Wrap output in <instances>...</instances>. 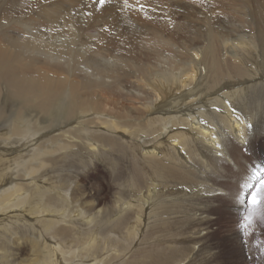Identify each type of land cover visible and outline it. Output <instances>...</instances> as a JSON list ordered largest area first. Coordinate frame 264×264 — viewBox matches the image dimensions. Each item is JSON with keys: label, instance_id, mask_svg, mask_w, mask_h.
<instances>
[{"label": "bare ground", "instance_id": "6f19581e", "mask_svg": "<svg viewBox=\"0 0 264 264\" xmlns=\"http://www.w3.org/2000/svg\"><path fill=\"white\" fill-rule=\"evenodd\" d=\"M65 1L0 0V264H264V0Z\"/></svg>", "mask_w": 264, "mask_h": 264}, {"label": "rangeland", "instance_id": "374dc122", "mask_svg": "<svg viewBox=\"0 0 264 264\" xmlns=\"http://www.w3.org/2000/svg\"><path fill=\"white\" fill-rule=\"evenodd\" d=\"M88 1L89 0H84L82 2L83 5H78L77 8L81 9V10H84L87 6L89 8H91L93 3L91 2L89 4ZM65 2L70 3V2H68V0H66ZM163 2L166 3L167 1L163 0ZM86 3H88V4H86ZM84 5H86V6H84ZM198 6H200V5H198ZM173 7H175V6L173 5ZM201 8H203L202 5H201ZM75 9H76V7H75ZM174 10L175 11H173V13L177 19H181L184 17V13H182L184 11V9L182 6H178V8L174 9ZM138 21H139V19H137V22ZM149 22H145V23H149ZM155 24L156 23H153V25H155ZM160 28H161V26H160ZM106 98H108V97H106ZM108 99H110V98H108ZM116 101H119V100H116ZM108 107H110V106L108 105ZM232 171H231V178L230 179L233 180L234 184H237L239 181L240 182L245 181V185L247 184L246 182L249 181L248 178L244 179L243 176L238 177L237 171H233L234 173ZM261 181H264V171L260 172L258 174V177H254L253 181H251V182L249 181L250 183L247 184V187L244 190L243 203L245 205L246 215H249V213L251 212V215H252L251 223L250 224L246 223L247 226H244L246 224H242V223L238 222L239 228L244 230V238L245 239L247 238L248 240L253 241L252 242V244H253L252 246L254 248V254L253 255H256V257H258V253H260V254L263 253L262 255L264 256V191H261L260 193H258L259 203L254 208H252L249 205L248 200L251 197L252 193L256 192L257 189L260 188ZM229 184H231V183H229ZM225 189L227 191L230 190L228 187H225ZM230 195H233V194H230ZM233 199H234V196H232L231 198H226V200H224V201L234 203ZM218 214H219V216H218ZM213 217H214L216 222H215L214 226L211 227L208 235L211 236V240L213 242L220 243L221 249H222V252L220 253L221 259L228 260V261L229 260L230 261L238 260V258L241 255L240 251L236 247L234 242L231 243V241L234 237V235H232L233 232H231L234 229L233 224L226 223L227 221H224L225 216L222 212L219 213V211H217V214H215ZM250 225H251V228H250ZM249 229H251V231Z\"/></svg>", "mask_w": 264, "mask_h": 264}, {"label": "snow or ice", "instance_id": "6c2138e0", "mask_svg": "<svg viewBox=\"0 0 264 264\" xmlns=\"http://www.w3.org/2000/svg\"><path fill=\"white\" fill-rule=\"evenodd\" d=\"M104 2H105V0H99V3H100L101 5H103ZM137 2L139 3V0H137ZM124 5H125V7H128V6H129V0H124ZM143 7H144V6L141 5V6H140V10H143ZM217 147H219V145H217ZM261 191H264V181H261V186H260V188L257 189L256 192H253L252 195H251V197H250L249 200H248V203H249V205H250L252 208H254V207L259 203L258 193H260ZM244 219H245V221H246L247 223L250 224L251 221H252V215H251V212L249 213V215L245 216ZM245 226H247V224H246Z\"/></svg>", "mask_w": 264, "mask_h": 264}]
</instances>
